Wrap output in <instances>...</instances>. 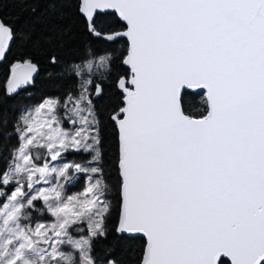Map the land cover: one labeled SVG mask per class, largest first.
Instances as JSON below:
<instances>
[{"label":"water","instance_id":"1","mask_svg":"<svg viewBox=\"0 0 264 264\" xmlns=\"http://www.w3.org/2000/svg\"><path fill=\"white\" fill-rule=\"evenodd\" d=\"M93 31L99 13L124 29L112 115L121 178L118 235L144 239L140 264L264 263V0H79ZM13 42L0 19V63ZM38 75L12 67V92ZM183 90L206 113L185 114ZM97 84L94 96L100 95Z\"/></svg>","mask_w":264,"mask_h":264},{"label":"trees","instance_id":"2","mask_svg":"<svg viewBox=\"0 0 264 264\" xmlns=\"http://www.w3.org/2000/svg\"><path fill=\"white\" fill-rule=\"evenodd\" d=\"M78 5L79 0H0V19L12 29L13 35V42L0 63V191L9 190L1 178L14 160L25 115L46 100L55 101L58 107L65 105L66 99L78 96L81 83L87 80L89 108H85V115L88 132L96 139V150L64 151L62 156L78 165L79 175L70 182L74 169L67 171L70 183H65L62 197L79 192L87 175L86 168L94 167L96 173L92 175L98 176L102 184L100 192L106 206L100 216V232L90 240L91 263L140 264L144 239L116 233L121 178L117 165L118 134L112 115L123 105V93L117 82L129 74L122 64L128 44L122 37L108 41L95 34L122 30L124 24L114 13H99L93 20V31H89ZM22 62L32 63L38 75L28 88L13 93L8 78L12 67ZM97 84L101 92L93 98ZM181 107L192 117H201L207 110L204 95L188 90L182 91ZM36 151L41 154L35 156ZM31 154L35 165L49 160L43 148L33 147ZM2 200L0 194V204ZM33 204L38 205V201ZM25 214L31 216L28 222L48 217L42 208L26 210ZM69 232L75 237H86V222L73 224ZM219 264L229 262L221 259Z\"/></svg>","mask_w":264,"mask_h":264},{"label":"rangeland","instance_id":"3","mask_svg":"<svg viewBox=\"0 0 264 264\" xmlns=\"http://www.w3.org/2000/svg\"><path fill=\"white\" fill-rule=\"evenodd\" d=\"M88 85L83 80L78 96L66 99L65 105L58 107L55 101L46 100L25 115L14 160L1 178L9 190L0 191V264H92L90 240L100 232V216L106 206L100 192L102 184L98 176L92 175L96 173L94 167L86 168L79 192L62 197L65 183L79 175L78 165L66 160L64 151L96 150V139L88 132L85 115V108H89ZM70 120L71 127L64 125ZM33 147L43 148L49 160L33 164ZM40 154L35 152V156ZM70 168L74 170L69 182ZM38 208L45 210L47 219L28 222L31 216L25 211ZM83 221L87 236H72L70 226Z\"/></svg>","mask_w":264,"mask_h":264},{"label":"flooded vegetation","instance_id":"4","mask_svg":"<svg viewBox=\"0 0 264 264\" xmlns=\"http://www.w3.org/2000/svg\"><path fill=\"white\" fill-rule=\"evenodd\" d=\"M10 89V88H9ZM11 91V90H10ZM12 92V91H11ZM13 93H17V92H13ZM99 96V95H98ZM98 96H96V97H98ZM95 96H94V94H93V98H96ZM89 100H90V98H89ZM71 124H72V122H71V120L68 122H65L64 123V125H66V126H69V127H71Z\"/></svg>","mask_w":264,"mask_h":264}]
</instances>
